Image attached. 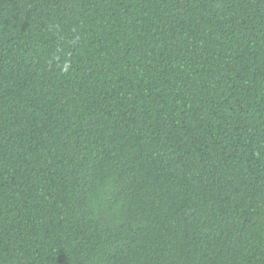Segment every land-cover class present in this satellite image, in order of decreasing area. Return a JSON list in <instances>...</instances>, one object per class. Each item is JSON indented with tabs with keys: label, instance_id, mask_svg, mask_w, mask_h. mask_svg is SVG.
Returning a JSON list of instances; mask_svg holds the SVG:
<instances>
[{
	"label": "trees",
	"instance_id": "trees-1",
	"mask_svg": "<svg viewBox=\"0 0 264 264\" xmlns=\"http://www.w3.org/2000/svg\"><path fill=\"white\" fill-rule=\"evenodd\" d=\"M0 264H264V0H0Z\"/></svg>",
	"mask_w": 264,
	"mask_h": 264
}]
</instances>
